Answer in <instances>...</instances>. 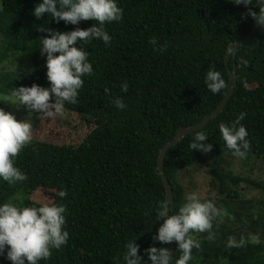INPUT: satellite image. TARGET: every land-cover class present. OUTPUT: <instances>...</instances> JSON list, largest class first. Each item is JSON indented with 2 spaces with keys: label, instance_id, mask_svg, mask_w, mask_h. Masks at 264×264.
<instances>
[{
  "label": "trees",
  "instance_id": "obj_1",
  "mask_svg": "<svg viewBox=\"0 0 264 264\" xmlns=\"http://www.w3.org/2000/svg\"><path fill=\"white\" fill-rule=\"evenodd\" d=\"M38 2L0 0V33L6 38L0 62L13 59V54L29 58L28 68L0 74L1 94L33 83L48 87L45 57L39 51V40L48 35L44 29L67 32L96 23H57L50 14L37 19L32 9ZM117 3L122 9L121 20L105 24L111 36L110 46L96 39L82 45L93 74L82 77L77 103L64 105L65 110L95 121L94 129L78 145L32 138L15 160V166L26 173L27 179L13 184L0 181V202L15 203L17 194L22 193L25 205L39 200L65 206L69 239L39 264H122L123 245L129 239L139 245L142 259H147L143 250L149 246L168 249V243L152 239L160 223L154 209L166 197L165 185L155 170L160 149L178 128L199 122L219 105L230 84L225 62L228 46L257 25L247 15V9L259 10L258 6L236 5L232 0ZM150 37L158 43L166 42L167 50L154 52L148 42ZM232 52L229 67L236 74L232 96L215 118L187 133L165 155L163 168L172 185L173 211L183 203L187 192L182 180L185 171L206 163L205 156H233L218 125L230 123L241 111L246 113L240 123L250 143L244 158L246 162L254 159L264 163V30L241 44L235 57ZM241 58L248 61L247 66L240 63ZM209 67L219 71L226 82V87L215 95L203 83ZM122 81L128 83L127 92L120 90ZM105 88L109 90L107 94ZM113 97L122 98L126 109H116L111 103ZM0 108L6 111L5 100L0 99ZM198 131L205 132L206 143L212 144L207 153L189 148ZM208 165L210 185L217 190L214 199L227 215L214 222V240H207V233L196 234L201 246L192 249L188 264H202L201 260L264 264V200H245L238 189V184L245 182L264 191V183L223 171L214 163ZM61 188L67 192L63 199L55 195ZM244 211H248L247 216ZM229 217L241 222V226L231 227ZM244 225L254 227L252 232L260 235V244L226 248L229 235L247 237ZM179 255L174 241L173 264ZM0 264L11 262L0 255Z\"/></svg>",
  "mask_w": 264,
  "mask_h": 264
},
{
  "label": "clouds",
  "instance_id": "obj_2",
  "mask_svg": "<svg viewBox=\"0 0 264 264\" xmlns=\"http://www.w3.org/2000/svg\"><path fill=\"white\" fill-rule=\"evenodd\" d=\"M236 5H255L258 12L247 9V15L254 22L264 26V0H232ZM32 14L39 19L50 14L53 21H63L65 24L78 25L82 20H92L90 27L79 28L67 32L44 29L48 35L39 40V51L45 57L46 78L48 87L35 83L31 86L14 87L10 92L0 96V99L18 105L45 118L59 116L65 103L76 104L78 90L82 87L83 76H91L93 68L88 61V52L83 44L93 39L103 42L105 47L111 44V36L105 30V24L119 22L122 9L117 0H39L32 9ZM81 46H77V42ZM154 52H165L167 43H158L155 37L148 41ZM233 49L229 48L228 52ZM7 61H4L6 64ZM240 63L247 66L248 61L241 58ZM204 85L213 94L221 92L226 87L225 79L213 67L204 74ZM128 83L122 81L120 90L128 91ZM105 88V94L108 93ZM111 103L118 110L126 109L122 98L113 97ZM246 113L241 111L230 123L220 122L218 131L225 146L233 156L243 159L250 147L245 127L240 123ZM207 134L198 131L189 142V148L203 153L211 150L212 144L206 143ZM32 140V124L29 120H17L13 114L0 108V181L9 184L23 182L27 175L15 166V160L22 148ZM63 199L67 192L63 188L55 193ZM211 199H202L195 192L186 193L184 201L176 211L172 210L166 200L157 203L154 209L156 221H160L152 239L162 244L175 241L180 255L174 264H188L192 259V249L200 248L196 234L207 233L206 239H215L213 224L227 215L226 210L217 208ZM66 209L63 204L35 200L30 204H15L10 201L0 202V255L11 264H39L47 261L53 249L64 246L69 233L65 228ZM171 212V214H169ZM258 233L241 235L237 239L229 235L226 248H241L250 243L260 244ZM122 264H173L172 256L166 247L149 246L143 251L147 259L138 254L139 245L135 239H129L123 245Z\"/></svg>",
  "mask_w": 264,
  "mask_h": 264
},
{
  "label": "rangeland",
  "instance_id": "obj_3",
  "mask_svg": "<svg viewBox=\"0 0 264 264\" xmlns=\"http://www.w3.org/2000/svg\"><path fill=\"white\" fill-rule=\"evenodd\" d=\"M1 9V6H0ZM6 38L0 33V51L5 49ZM14 58H10L13 61L0 62V74L14 73L19 70L28 68V57L23 54H13ZM4 93H0V96ZM6 111L13 114L17 120H29L32 124V138H39L45 141H51L58 144L78 145L80 144L88 134L94 129L95 121L85 120L80 114L63 110L59 116H53L51 118H45L42 115H38L34 112L28 111L25 106L14 104L6 101ZM204 164H198L192 166L182 177L184 184L187 186V192H195L200 198L205 199L208 197H217V190L211 187L210 182L212 175L209 174V165L214 163L219 169L223 171H230L235 175L247 177L250 179L258 180L264 183V163H259V160H252L246 162L245 158L241 159L236 156H205ZM264 162V161H263ZM232 186L235 185L231 182ZM239 192H241L244 199L251 200H264V191L256 186L246 185L245 182L238 184ZM40 196V195H39ZM35 198H37L35 196ZM46 200L48 199L47 193H45ZM38 199V198H37ZM19 204L23 201V194L19 193L16 196ZM45 200V199H44ZM217 208H222L219 203L213 200ZM247 205L250 202L247 201ZM253 210V207H251ZM247 216L248 211H244ZM227 213V212H226ZM228 223L231 227L241 226V222H235L232 217H229ZM242 229H245L248 233H254L252 230L254 227H247L244 225ZM264 241V240H263ZM202 264H215L214 261L201 260ZM201 264V263H197Z\"/></svg>",
  "mask_w": 264,
  "mask_h": 264
},
{
  "label": "water",
  "instance_id": "obj_4",
  "mask_svg": "<svg viewBox=\"0 0 264 264\" xmlns=\"http://www.w3.org/2000/svg\"><path fill=\"white\" fill-rule=\"evenodd\" d=\"M263 30H264V26L257 24L248 33L243 35L238 41L232 42L231 44H229L228 49L233 47V52H232L233 57H235V52L241 44L248 41L251 37H254V36L258 35L259 33L263 32ZM228 49H227L226 55H225V62H226L227 71L230 74V84L228 86V90H227L225 96L223 97V99L221 100L219 105L211 113L204 116L203 119L200 120L199 122H197L193 125L187 126V127L178 128L176 130L173 138L171 140L167 141L160 149L155 170L161 176L162 181L165 185V189H166L165 200L169 203L170 206H173L174 197H173L172 185H171L170 181L168 180L166 174L164 173L163 166H164L165 155H166L168 149L171 146L178 143L187 133L202 128L209 120L215 118L220 113L222 108L226 105L228 99L232 96L235 85H236V74H235V72H232L230 67H229V58L230 57H229ZM169 214H171V212ZM168 250H169V255L172 256L174 253V241L168 243Z\"/></svg>",
  "mask_w": 264,
  "mask_h": 264
}]
</instances>
